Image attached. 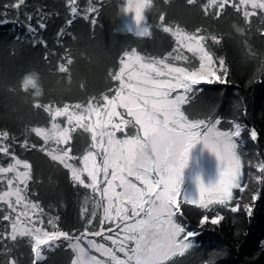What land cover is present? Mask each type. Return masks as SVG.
I'll list each match as a JSON object with an SVG mask.
<instances>
[{"label":"trees","instance_id":"obj_1","mask_svg":"<svg viewBox=\"0 0 264 264\" xmlns=\"http://www.w3.org/2000/svg\"><path fill=\"white\" fill-rule=\"evenodd\" d=\"M16 3L18 0H0V21L7 20L0 23V133L7 131L9 136L3 141L4 146L9 147L16 158L31 165L23 195L26 202H38L43 209L42 214L38 213L44 221L43 227L56 230L48 223L52 220L59 230L74 237H80L86 228L90 232L99 231L103 203L92 190L75 184L69 169L48 154H58L71 147L70 155L76 157L73 161L77 163L91 150L89 132L80 127L71 129V140L65 145L57 144L52 138L45 144L34 131L39 127L50 131L49 115L54 114L56 107L76 104L87 107L90 100L102 105L105 95L113 96L119 84L113 76L121 67L119 61L124 53L131 49L173 66L197 70V56L179 48L175 36L164 33L162 27L171 26L174 31L179 27L189 34H196L199 29L200 34L208 37L205 44L214 60H225L228 75L224 83L193 86L201 91L194 96L188 94L182 111L190 121L221 119L219 130L231 131L235 124L241 125L238 154L248 187L243 193L233 189V200L228 206L212 204L208 209H201L180 199V213L174 219L186 226V231L198 233L194 238L196 246L186 250L184 256L171 257L165 264H207L208 261L212 264H264V180L259 183L255 180V176L261 175L257 166L264 163L262 0H256L253 5L245 0L242 6L239 0H215L214 3L213 0H194L192 4H187L186 0H151L142 21L143 28L148 27L151 33L148 37L138 36L130 28L125 10L128 0H76L74 5L68 0H24L19 8H5ZM231 3L237 4L236 8L229 6ZM73 6L77 7L76 14L70 11ZM93 7L96 12H87L88 19L83 18V10ZM69 19L73 20L70 26ZM93 19L95 23L91 22ZM41 22L46 28L39 27ZM213 35L220 43L212 40ZM177 55L188 59L177 60ZM69 57L72 63L64 64L63 70L57 67L62 58ZM129 121L127 130L132 132L135 126ZM56 122L67 127L63 116ZM252 130L257 133L256 141L250 138ZM25 140L27 147L22 146ZM33 144L37 147H32ZM10 162L14 161L0 154V165L7 166ZM6 178L0 174V193L7 190ZM253 195L257 197L255 200ZM239 197H242L239 199L241 210L233 213L230 208ZM245 204L252 208L250 215L244 211ZM216 213L223 219L214 225L210 220ZM6 214L15 218L12 210L0 202V234L11 231L12 221L3 220ZM205 215L209 220L201 225ZM103 227L114 225L106 222ZM94 238L109 244L103 236ZM31 243L28 237L15 242L0 239V264H8L11 258H15L16 264H33ZM44 252L45 259L39 264H70L72 252L66 242L55 251L46 249Z\"/></svg>","mask_w":264,"mask_h":264},{"label":"snow or ice","instance_id":"obj_2","mask_svg":"<svg viewBox=\"0 0 264 264\" xmlns=\"http://www.w3.org/2000/svg\"><path fill=\"white\" fill-rule=\"evenodd\" d=\"M193 2L194 0H186L187 4ZM23 3L24 0H18V3L5 5V8H19ZM68 3L74 5L76 0H68ZM150 3L151 0H128L125 10L134 11L135 23L140 25L144 20V11L150 7ZM244 3L245 0H239V5L242 6ZM236 5L229 4L235 8ZM261 7H264V0ZM70 11L76 14L78 10L73 6ZM83 11V18L88 19L87 12L94 13L96 8ZM245 14L242 13L243 16ZM215 17L219 18V15ZM164 20L162 15L160 18L162 25ZM91 22L95 23V20ZM0 23H7V20ZM67 23L70 26L73 20L69 19ZM46 26L42 22L39 23L40 28ZM29 28L35 31L31 24ZM162 31L175 36V44L179 48H184L188 53L197 56L199 60L197 70L173 66L163 59L145 57L138 54L136 49H131L130 52L124 53L119 61L121 67L113 76L115 81H119L120 86L112 98L105 95L104 104L101 106L93 104L91 100L87 107L76 104L74 105L76 109H83L79 113L70 112L67 105L62 108L56 107L55 113L49 115L52 140L54 139L57 144L67 145L71 140L70 127H62L56 122L58 117L63 116L68 126L75 121L77 126L90 132L92 146L102 152L100 162L97 161V153L89 151L83 155L82 167L67 162L76 158L70 155L71 147H66L58 154L48 153L52 160L59 161L64 168L70 170V178L75 184L91 188L107 201L103 208L104 215L99 231L90 232L86 228L80 237H74L66 231L59 230L58 225L52 220L48 223L56 230L44 228V221L39 215L43 213V209L39 207L38 202H26V197L22 194L30 179L31 165L16 158L15 153L4 146L3 141H7L9 136L7 131L0 133V154L14 161L7 166L0 165V174H14L7 178L8 190L0 193V202L7 204L13 212L17 211L16 205L21 203L25 208V211L19 212L14 219L7 214L3 216V220L12 221L11 231L0 234V239L8 238L15 242L18 238L30 237L31 252L34 254L33 264H39L45 259L44 249L52 252L65 242L77 257L72 264H105V261L91 255L90 252L109 258L112 264H165L171 257L184 256L186 250L196 246L194 238L198 233L186 231V226L176 222L174 217L180 213L183 172L188 167L190 152L197 144H202L205 150L215 156L219 165L218 177L214 183L207 186L198 180V196L189 198L183 194L184 203L201 209H208L212 204L228 206L233 200V189H239L240 193H243L248 187L244 182L243 164L237 151V140L242 136L241 125L235 124L234 131L219 130L217 126L221 119L190 121L182 111V105L189 99L188 94L192 93L194 96L201 91L193 86L225 82L228 75L225 60L223 58L214 60L205 44L208 37L200 34L199 29L196 34H189L179 27L174 31L171 26H163ZM136 35L148 37L151 33L149 28L145 27L143 30L138 28ZM212 37L214 42L220 43L219 38L215 35ZM44 46L46 47V44ZM68 51L65 50L66 54ZM47 58L46 55L45 59ZM175 59L188 58L177 55ZM72 62L70 57L66 60L62 58L57 67L63 70L64 64ZM178 89L183 90V94L170 98L172 92ZM118 108L125 109L127 116L139 126L136 136H126L122 139L116 137V132L123 131L130 123L117 111ZM114 118H119V123H114ZM86 119L89 121L87 124L83 123ZM34 134L45 144L49 141V130L45 127L37 128ZM250 138L253 141L257 140L255 130L251 131ZM22 146H28L27 140ZM32 147L37 146L33 144ZM21 165L24 171L19 170L18 166ZM257 171L261 173L255 176L259 183L264 180V163L257 166ZM85 174L91 181L90 184H86L82 178ZM129 177H134L143 187L138 186ZM101 183L106 185L102 190L99 187ZM20 185H24V188ZM117 188L121 191H117ZM12 196H15V205L10 199ZM256 198L255 195L252 196L253 200ZM239 199L242 197L237 198L235 206L230 208L231 212L237 213L241 210ZM243 208L245 212L251 214L250 205L245 204ZM28 209L32 210L31 214ZM21 217L25 219L22 220ZM222 219L223 216L216 213L210 222L216 225ZM208 220V216H203L201 225ZM106 222L114 224V227L105 229L103 225ZM106 232L113 234L106 235ZM181 234H184L183 239ZM88 236H103V239L111 241L114 247L87 239ZM81 237L86 239L87 249L80 245ZM117 252L122 253L124 258H120ZM8 264H16L15 258H11ZM207 264L212 262L208 261Z\"/></svg>","mask_w":264,"mask_h":264},{"label":"rangeland","instance_id":"obj_3","mask_svg":"<svg viewBox=\"0 0 264 264\" xmlns=\"http://www.w3.org/2000/svg\"><path fill=\"white\" fill-rule=\"evenodd\" d=\"M247 1L251 5H253L254 3H256V0H247ZM88 12H90V11H88ZM128 15H129V19H130V28H132L134 30V32H136V33H137L138 28L140 30H142V28H143L142 22H141L140 25H137L135 23L134 11L133 12H129L128 11ZM220 74L222 75V73H220ZM118 83H119V81H118ZM119 86L120 85L118 84V88H119ZM125 91H127V90H125ZM177 94H183V90L178 89L175 92H172L170 98L175 97ZM114 95H115V93H114ZM113 96H111L110 98H112ZM97 106H101V105H97ZM69 109H70V112H73V113H79L80 111L83 110V109H76L75 107H69ZM117 111L120 112L124 116L125 119L131 120L133 122V124L135 126V130L132 131V132L131 131H128L127 128L129 127V125H126L123 131L116 132V137L122 139V138H125L126 136H136L138 134V128H139V126L135 124V122H134V120H132V118H130V117L127 116L125 109L118 108ZM54 113H55V111H54ZM85 116H87V113H85ZM161 119H163V117H161ZM65 121H66V118H65ZM94 121H95V117L93 116L92 122H94ZM83 123L87 124V123H89V121L86 119V120L83 121ZM114 123H119V118H114ZM71 126L72 127H70V131H71V129L73 130L74 128L79 127V126H77L75 124V121H73V124ZM67 127H69V126L67 125ZM234 130H235V127H232V130L231 131H234ZM89 134H90V140H91V133L89 132ZM49 138H52V131H51V129L49 131V137H48V139ZM241 142H242L241 141V138H238V140H237V144H238L237 151L238 152H239V145L241 144ZM92 145H93V142L91 140V150L90 151L91 152H94V153H97V161L100 162L101 161L102 152H100L98 149L94 148ZM54 149H55V147H54ZM59 149H60V146H59V148L57 150H59ZM86 154H84V155H86ZM82 157L79 159V161L77 163L75 161H73L74 159L67 160V158H66V160H67L68 163H72L74 166L82 167V164H81ZM121 163L123 164L124 162L121 161ZM18 167H19V170L20 171H24V169L22 168V165L21 166H18ZM218 167H219L218 161L216 160L215 156L213 154H211L209 151L205 150L203 148V145L202 144H197L191 150V152H190V160H189L188 167L183 172L182 194H181V198H180L181 201H183V194L186 195V196H188L189 198H196L198 196V184H197V181L198 180L201 181V182H203L206 186L209 185V184L214 183L216 181L217 177H218ZM3 175L5 177H7V178H10L14 174L13 173H7V174H3ZM110 177H111V169L109 170V178ZM82 178L85 180V183L86 184H90L91 183V181L88 179V177H87L86 174L83 175ZM100 179L101 180L103 179V174L102 173H101ZM129 179L132 180L133 182L137 183L138 186L143 187V185H140L139 184V181L135 180L134 177H129ZM15 183L18 184V181H16ZM116 183H118V181ZM105 186H106L105 183H101L99 185V187H100L101 190ZM20 187L23 188L24 185H20ZM89 189L92 190L91 188H89ZM7 190H8V185H7ZM117 191H121V189L117 188ZM94 193L102 200L103 206H102L101 209H102V212H103V215H104L103 208L106 205L107 201L105 199H103L98 193H96V192H94ZM10 199L13 202V204L15 205V196L10 197ZM95 206L96 205H93V207H95ZM16 208H17V211L16 212H13L12 211V213H14L15 217H16V215L19 212L25 211V208H24V204L23 203H21L20 205H16ZM28 211L31 214L32 210L31 209H28ZM21 219L24 220L25 218L24 217H21ZM137 219H139V218H137ZM20 226L22 227L23 225H20ZM117 231H118V229H117ZM112 234L113 233H109L108 235H112ZM28 238H30V237H28ZM87 239H94L98 243H103L100 240H97L96 238H94L92 236L91 237L88 236ZM108 242H109V244L108 243H104L107 247H114L111 244V241H108ZM73 243H75V240H73ZM80 245L82 247H84L85 249L88 248L86 239L84 237H81L80 238ZM129 245L131 246V242H129ZM69 249L72 252V258H71V261H70V264H72V261L74 259H76L77 257H76V254L73 252V250L71 248H69ZM44 250H46V249H44ZM90 254L91 255H96L98 259H101V260L105 261V264H112V262H111V260L109 258L104 257V256H102L99 253L90 252ZM116 254L120 257L122 253H118L117 252Z\"/></svg>","mask_w":264,"mask_h":264},{"label":"flooded vegetation","instance_id":"obj_4","mask_svg":"<svg viewBox=\"0 0 264 264\" xmlns=\"http://www.w3.org/2000/svg\"><path fill=\"white\" fill-rule=\"evenodd\" d=\"M120 258H122V259L124 258L122 254H121Z\"/></svg>","mask_w":264,"mask_h":264}]
</instances>
